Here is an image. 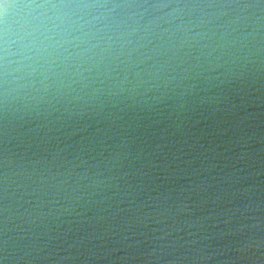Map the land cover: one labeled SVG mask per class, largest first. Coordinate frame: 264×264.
<instances>
[{
	"label": "water",
	"instance_id": "obj_1",
	"mask_svg": "<svg viewBox=\"0 0 264 264\" xmlns=\"http://www.w3.org/2000/svg\"><path fill=\"white\" fill-rule=\"evenodd\" d=\"M4 3L0 264H264V0Z\"/></svg>",
	"mask_w": 264,
	"mask_h": 264
},
{
	"label": "clouds",
	"instance_id": "obj_2",
	"mask_svg": "<svg viewBox=\"0 0 264 264\" xmlns=\"http://www.w3.org/2000/svg\"><path fill=\"white\" fill-rule=\"evenodd\" d=\"M0 6H2V8H0V15H3V10L7 9L9 5L4 3V0H0Z\"/></svg>",
	"mask_w": 264,
	"mask_h": 264
}]
</instances>
